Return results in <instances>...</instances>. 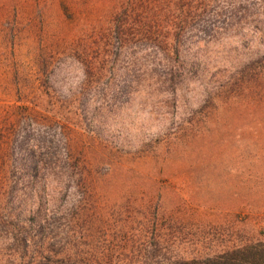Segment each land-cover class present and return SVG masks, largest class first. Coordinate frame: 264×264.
<instances>
[{"label":"rangeland","instance_id":"374dc122","mask_svg":"<svg viewBox=\"0 0 264 264\" xmlns=\"http://www.w3.org/2000/svg\"><path fill=\"white\" fill-rule=\"evenodd\" d=\"M143 1L0 0V264H264V0Z\"/></svg>","mask_w":264,"mask_h":264},{"label":"trees","instance_id":"16d2710c","mask_svg":"<svg viewBox=\"0 0 264 264\" xmlns=\"http://www.w3.org/2000/svg\"><path fill=\"white\" fill-rule=\"evenodd\" d=\"M155 1V3H160L163 4V8L167 9L170 7L169 3L167 0H153ZM144 2V1H143ZM172 5H175V8L178 5V10L184 9V6L186 8V10L191 9L194 10V6L191 4H187V3H183L182 0H177V2L173 3ZM144 7L146 8H150V0L145 1L144 2ZM180 7V8H179ZM173 8V7H172ZM126 16V15H125ZM122 18V13H117L114 15L113 17V23L115 24V29H113L112 33H110L111 38L119 41L118 44V48H120V46L124 47V42L121 43V39H125L127 38V34L126 32L122 31L120 29L121 26L120 25V21ZM122 44V45H121ZM166 51V50H165ZM172 76V74L170 75ZM80 184L81 185H88V181L86 179V177H83L81 175L80 177ZM87 188V187H86ZM83 196V195H82ZM82 198V197H81ZM33 221V220H31ZM29 224H32V222H28ZM31 226V225H30ZM32 229V226L30 227ZM23 227H19V230L21 233V237L19 238H15L14 241L16 243V247H17V251L19 253L20 256L26 258H45L46 256L44 255V241H43V233H44V227L41 225H38L36 227L35 230H33V234H28V232L22 230ZM168 240H166L165 238H161V236H159L157 238H154L153 242L148 241V240H143V253L145 254L144 258L146 257V259L148 258V255L146 256V254H148V248L149 247L154 253L155 252H160L162 248H165V246L167 247L168 244ZM164 245V246H163ZM252 248L253 246L247 245V244H243L240 245L238 247H236L233 252H234V261H242L244 259H254L256 257V252H252ZM168 248H165V250ZM96 257V258H95ZM99 255H95L92 254L90 252V250H82L81 248L77 247V251L75 252V256H72V254L70 253H66L65 254V258H67L68 261L70 260H75V263L77 264H94L97 263L99 261Z\"/></svg>","mask_w":264,"mask_h":264}]
</instances>
